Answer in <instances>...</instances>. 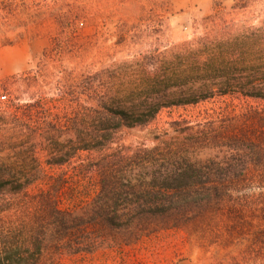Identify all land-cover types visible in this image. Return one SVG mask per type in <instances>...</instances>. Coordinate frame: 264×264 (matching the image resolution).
Here are the masks:
<instances>
[{
  "label": "rangeland",
  "instance_id": "374dc122",
  "mask_svg": "<svg viewBox=\"0 0 264 264\" xmlns=\"http://www.w3.org/2000/svg\"><path fill=\"white\" fill-rule=\"evenodd\" d=\"M234 1L246 2V9L232 11ZM214 11L256 24L264 19V0H211L208 8L198 0H0V109L26 104L23 110L29 123L52 120L63 125L72 115L73 106L59 92V83L70 89L79 77L112 61L135 55L152 59L156 53L199 33L201 19ZM18 77L29 79L25 91L16 84ZM249 108L264 110V101L216 96L196 104L163 108L147 125L116 133L112 149L129 157L121 182L136 191L121 195L117 214L136 215L135 211H140L137 204L149 199L147 192L153 193V182L160 183L179 162L177 158H163L159 151L153 154V147L165 148L176 138L205 128L218 129L223 123L235 122ZM68 138L64 135L60 140ZM42 151L46 153V149ZM231 154L226 146H214L188 151L184 157L189 162L209 158L225 161ZM1 156L9 157L7 152ZM100 156L97 151H82L62 165H50L45 162L48 157H43L45 176L61 179L56 181L61 187L54 196L59 208L76 218V223L93 217L95 221L60 233L42 264L75 263L81 256L76 253L83 247L109 248L120 242L134 243L142 252H154L167 264H264V256L252 254L256 247L252 232L262 223L258 204L247 205L238 214L212 210L192 217L187 213L185 218H191L182 223L171 217L148 218L143 212L128 226L121 224L120 230L115 229L118 226H102L97 214L107 196L100 193L92 170ZM47 185L34 184L28 192L45 191ZM259 191L264 189L231 192L228 201L240 197L259 203L264 199ZM144 192L147 196L140 197ZM37 209L34 203L24 211L22 229L27 235L34 231ZM18 215L14 209L5 212L0 218V232L19 229ZM122 221L127 223L126 219Z\"/></svg>",
  "mask_w": 264,
  "mask_h": 264
},
{
  "label": "trees",
  "instance_id": "16d2710c",
  "mask_svg": "<svg viewBox=\"0 0 264 264\" xmlns=\"http://www.w3.org/2000/svg\"><path fill=\"white\" fill-rule=\"evenodd\" d=\"M246 7L243 1L231 5L232 11ZM15 82L25 91L29 79L18 77ZM59 84V92L73 106L63 125L52 120L42 125L29 123L23 110L26 104L0 109V218L11 209L19 211V229L0 232V264H42L60 233L94 223L90 222L94 217L76 223V218L59 208L54 196L61 187L56 181L61 179L45 176L42 166L45 156L46 163L62 165L82 151L101 155L92 170L100 193L107 196L97 214L102 226L120 230L121 224L128 226L143 212L148 218L171 217L182 223L191 218H185L187 213L192 217L212 210L237 213L258 204L262 223L252 232L256 246L252 254L264 256V199L259 203L240 197L228 201L231 192L264 189L263 109L249 108L235 122L223 123L218 129L205 128L176 138L165 148L153 147V154L159 151L165 159L180 160L160 183L153 182V193L147 192L149 199L138 203L140 211L131 210L137 213L131 217L117 214L121 195L136 194L133 186L121 182L129 157L111 147L121 129L145 126L163 108L216 96L264 101V19L254 24L214 11L201 19L199 33L152 59L135 55L112 61L79 77L73 88ZM64 135L69 138L61 141ZM214 146H226L232 150L231 156L225 161L209 158L204 162H189L184 157L188 151ZM4 152L9 157H2ZM42 182L48 184L45 191L28 192L30 186ZM257 193L264 196V191ZM142 196L147 195L140 193ZM34 203L38 213L34 231L27 235L22 229L24 211Z\"/></svg>",
  "mask_w": 264,
  "mask_h": 264
},
{
  "label": "built area",
  "instance_id": "2783aa9c",
  "mask_svg": "<svg viewBox=\"0 0 264 264\" xmlns=\"http://www.w3.org/2000/svg\"><path fill=\"white\" fill-rule=\"evenodd\" d=\"M78 254L81 255L79 261L71 264H167L162 256L149 250L142 252L134 243L120 242L109 248L89 245L80 249Z\"/></svg>",
  "mask_w": 264,
  "mask_h": 264
},
{
  "label": "crops",
  "instance_id": "0c3cea01",
  "mask_svg": "<svg viewBox=\"0 0 264 264\" xmlns=\"http://www.w3.org/2000/svg\"><path fill=\"white\" fill-rule=\"evenodd\" d=\"M199 2L203 1L205 8H208V5L211 3V0H198ZM189 3H195L197 0H187Z\"/></svg>",
  "mask_w": 264,
  "mask_h": 264
},
{
  "label": "water",
  "instance_id": "95a60500",
  "mask_svg": "<svg viewBox=\"0 0 264 264\" xmlns=\"http://www.w3.org/2000/svg\"><path fill=\"white\" fill-rule=\"evenodd\" d=\"M180 264H183V263H180Z\"/></svg>",
  "mask_w": 264,
  "mask_h": 264
}]
</instances>
